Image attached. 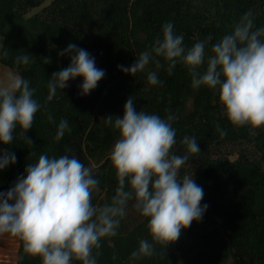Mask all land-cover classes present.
I'll return each instance as SVG.
<instances>
[{"label":"trees","instance_id":"16d2710c","mask_svg":"<svg viewBox=\"0 0 264 264\" xmlns=\"http://www.w3.org/2000/svg\"><path fill=\"white\" fill-rule=\"evenodd\" d=\"M48 1L0 0V35L5 38L1 64L28 80L41 104L25 134L32 145L19 127L10 145L0 144V153L17 157L14 165L0 171V192H6L41 154H67L91 167L99 180L93 203H110L118 187L110 153L119 132L104 117H122L132 97L137 111L176 117L172 122L176 144L171 150L175 154H187L185 136L196 138L200 152L189 155L181 175L193 170L204 190L201 204L208 208L202 221L182 230L175 243L165 248L155 244L153 256L133 262L130 256L139 241H152L147 218L135 212L138 217L128 220L130 201L117 235L102 240L98 264H264V128L231 125L219 96L203 86L194 89L183 64L169 75L167 63L156 58L160 67L150 63L134 77L117 67L132 65L167 22L184 35L187 47L209 35L215 42L249 9L256 27L264 26V0H52L44 6ZM70 43L86 49L105 76L87 96L80 95L82 81L77 78L48 101L49 78L69 66L70 57L59 53ZM21 54L32 56L28 64L16 63ZM45 58L50 62L45 64ZM148 71L157 73L158 85L147 82ZM61 119L69 122L70 131L56 141ZM218 127L227 135L221 137ZM17 264L41 260L27 255L20 240Z\"/></svg>","mask_w":264,"mask_h":264},{"label":"clouds","instance_id":"9594fccd","mask_svg":"<svg viewBox=\"0 0 264 264\" xmlns=\"http://www.w3.org/2000/svg\"><path fill=\"white\" fill-rule=\"evenodd\" d=\"M251 9L245 12L232 29L213 42L209 35L193 46L184 44V35L177 34L171 22L164 23L149 49L142 51L130 66L118 65L123 74L135 76L145 72L150 63H167L172 75L177 64H183L191 76L194 89L206 87L219 96L223 115L235 127L264 128V26L256 27ZM69 56V66L53 73L48 81L47 100L57 89H64L79 78L80 95L96 89L105 71L96 66L95 58L83 48L69 44L59 53ZM30 54L16 57L17 64H28ZM45 64L49 59H44ZM147 82L160 83L155 71H148ZM35 89L23 77L10 86L0 87V144L10 145L17 127L24 140L32 145L26 133L32 129L41 104L34 99ZM115 117V119H113ZM105 123L119 132V139L110 153L118 178V187L110 203H93L99 191V180L91 167L76 156L50 157L41 154L35 163H28L6 192H0V234H10L23 242L27 255L39 257L41 264H98L97 256L103 239L114 237L126 216L129 202L147 218L151 241L142 239L131 253L135 262L154 254V245L164 248L175 243L182 230L193 222H201L208 205L201 204L204 190L193 175H181L190 154L200 152L195 137L185 136L187 154L171 150L176 144L175 116L166 119L156 114L137 111L129 97L123 116L109 115ZM52 119V117H49ZM69 122L61 119L55 139L60 141ZM221 137L226 130L217 128ZM12 152L0 153V171L16 163ZM116 257L114 256L113 259Z\"/></svg>","mask_w":264,"mask_h":264},{"label":"rangeland","instance_id":"374dc122","mask_svg":"<svg viewBox=\"0 0 264 264\" xmlns=\"http://www.w3.org/2000/svg\"><path fill=\"white\" fill-rule=\"evenodd\" d=\"M52 3V0L48 1L44 6H48ZM5 38L0 35V57L3 49ZM20 76L12 69L1 64L0 61V87L10 86L16 78ZM192 170V169H191ZM189 170L187 174H192ZM133 206V210H130L128 220L136 219L138 215ZM20 239L10 234H0V264H17L18 262V248Z\"/></svg>","mask_w":264,"mask_h":264}]
</instances>
